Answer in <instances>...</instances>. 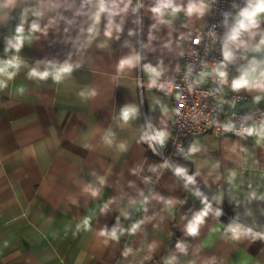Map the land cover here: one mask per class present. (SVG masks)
Masks as SVG:
<instances>
[{
  "label": "crops",
  "instance_id": "obj_1",
  "mask_svg": "<svg viewBox=\"0 0 264 264\" xmlns=\"http://www.w3.org/2000/svg\"><path fill=\"white\" fill-rule=\"evenodd\" d=\"M154 2L132 0L127 12L114 17L121 31L114 27L111 38L104 36L107 19L102 17L99 36L80 51L64 43L62 31L25 45L21 55L29 66L36 60L63 61L72 52V60L82 67L59 85L29 80L22 68L0 91V264H165L173 256L176 264H264V242L233 241L224 231L234 219L264 231V201L246 200L249 182L264 192V147L257 146L255 138L205 134L191 142L198 143L199 152L171 154L168 167L139 142L145 117L171 133V101L164 92L178 73L188 41L206 27L209 16V9L200 19L180 13L170 25L159 24L149 11ZM26 3L0 6V56L4 38L14 33ZM137 4L143 7L133 12ZM78 26L86 27L87 18L80 17ZM136 54L140 64L117 73L119 59ZM241 63L229 66L233 76ZM145 64L163 68L159 82L166 85L164 90L148 89ZM86 87L97 94L82 100L77 93ZM255 94H250L248 107L264 105V100L253 103ZM125 104L137 106L139 115L122 125L119 111ZM161 105L168 109L166 115ZM109 128L115 133L111 146L102 140ZM121 142L126 151L119 150ZM175 167L186 168L189 175L199 171L196 183L185 187ZM231 171L237 173L236 188L228 183ZM87 183L100 188L99 198L82 191ZM220 194L223 200L217 203L214 197ZM203 197L212 211L193 238L184 227L203 207ZM112 198L110 211L100 215L99 208ZM168 200L173 203L168 205ZM216 209L223 214L217 217ZM86 215L93 217L96 230L111 227L117 216L126 229L143 223L134 235L125 232L118 243L105 247L95 232H77ZM177 242L187 245V255L175 247ZM126 248L132 254L125 258Z\"/></svg>",
  "mask_w": 264,
  "mask_h": 264
},
{
  "label": "clouds",
  "instance_id": "obj_2",
  "mask_svg": "<svg viewBox=\"0 0 264 264\" xmlns=\"http://www.w3.org/2000/svg\"><path fill=\"white\" fill-rule=\"evenodd\" d=\"M132 0H27V3L22 8L20 23L16 25L14 33L4 38L3 55L0 56V91L7 89L9 82L14 81L19 75L22 68H26V78L38 82H48L59 85L66 79L73 76V73L82 67L80 62L72 60V52H69L67 58L63 61L57 59L36 60L33 65L29 66L27 61L21 55L25 45H31L33 40H39L41 37L47 38L49 33H60L66 35L64 43H70L77 51L89 46L96 37L99 36V25L102 17L107 19L105 25L104 36L111 38L113 28L117 32L121 31L119 24L114 23V17L120 13L127 12ZM16 3V0H4L2 7H9ZM123 4V7L120 5ZM142 4H137L132 9L136 12ZM233 7H236L235 5ZM209 8L207 0H187L177 2V0H155L149 11L153 14V18L159 24H171L172 19L178 14L183 13L186 17L197 19L202 18ZM71 13V15H67ZM231 16V22L229 17ZM80 17L87 18V26H78ZM223 26L225 32L220 37L221 44V59L213 63L210 67L204 64L201 70L193 76V65H188L187 72L184 75L185 81L191 79L188 83V91L192 92L200 85L211 79L216 85L214 93L219 99L223 94L224 89L228 88L233 93L241 91L249 94L256 93L253 96V103L259 105L261 100H264V0H244L242 7L238 8L235 14L224 13ZM156 27V25H153ZM75 29V35L71 32ZM131 35V32L129 33ZM215 39V33H210ZM153 37L150 36V39ZM194 43H200L198 36ZM104 47V44H100ZM141 61L139 54L122 57L116 65L117 73H124L126 70L136 68ZM239 61H244L236 67V75L230 78L229 66L237 65ZM143 70L148 74V89L157 88L164 90L166 85L160 83V78L163 75V68L160 66L153 67L150 64H145ZM168 91H172L173 85H167ZM22 92L23 89H20ZM94 88L86 87L81 89L77 95L82 100H88L96 96ZM213 95L212 92L207 93ZM179 98V97H178ZM224 103L223 99L219 100ZM159 103V101H157ZM234 103V102H233ZM184 104H179L175 109L176 115H180L179 109L184 108ZM162 112L166 115L168 109L161 105ZM258 116L247 114L243 116L237 124L229 119L226 122L217 123V128L224 133H232L241 138H255V144L264 147V110L257 109ZM139 115V108L135 105L125 104L120 108L119 120L122 125H127L129 121L134 120ZM164 124V121H161ZM170 133L166 127H157L151 122H148L140 133L139 142L147 144L153 152L156 151L155 145L163 147L169 139ZM115 133L109 128L104 137L103 143L111 146L114 143ZM88 146L85 145V148ZM119 150L126 151V145L120 143ZM200 151L198 143H192L188 148V154H195ZM242 151H247L242 149ZM165 162L162 167H168ZM215 167H219L217 163ZM153 171L155 169H152ZM176 176L183 178L185 187L196 183V176L200 173L197 171L194 175H189L188 170L184 167H175L173 169ZM95 175V173H93ZM237 173L231 171L228 176V183L236 188L234 184ZM99 184L104 185L105 180L100 177ZM246 200L264 201V192H258L253 188L252 183L247 185ZM82 191L89 194L92 198H99L101 191L99 187L92 183H87ZM143 195V193H141ZM197 196H202V193L197 190ZM217 203L222 202L223 194L216 197ZM234 199V198H233ZM114 202V198L109 199L99 208V214L105 215L110 211L109 205ZM135 203V201H131ZM148 197H144L142 203H147ZM73 203H76L74 200ZM171 205L173 201L166 202ZM203 207L194 212L191 219L188 220L184 227L185 234L190 237H197L200 234L201 226L205 223L206 217L212 211V205L207 197L201 200ZM239 203V201H237ZM222 210L216 209L215 215L221 216ZM246 214L251 215L250 211ZM121 215L127 219V213L121 212ZM143 221H138L126 229L120 224V216L116 217L115 223L108 227L107 224L101 226L98 230L93 228V217L85 216L80 223L76 225L77 232L83 230L85 232H95L102 238L105 247L110 242H119L122 235L127 232L129 235H134L141 227ZM225 233L230 236L233 241L241 242L245 239H250L252 242L257 240L264 242V231H254L253 227L246 226L243 223H238L236 220L230 221L225 226ZM175 247L180 253L187 255V245L182 242H177ZM132 254L131 248H126L122 255L126 258ZM176 257L173 256L165 261V264H176ZM189 264H195L194 261Z\"/></svg>",
  "mask_w": 264,
  "mask_h": 264
},
{
  "label": "built area",
  "instance_id": "obj_3",
  "mask_svg": "<svg viewBox=\"0 0 264 264\" xmlns=\"http://www.w3.org/2000/svg\"><path fill=\"white\" fill-rule=\"evenodd\" d=\"M207 2L209 4L207 25L188 41L178 73L171 82L173 89L169 92L167 88L164 92L171 101V133L169 139L163 147L155 145V152L147 144L143 143L149 155L159 159L163 164L167 162L169 165V156L171 154L186 157L191 142L195 138L205 134L214 133L217 135L234 136L244 141L252 139L241 138L232 133H224L217 128L216 122L223 123L231 119L239 124L243 116L250 113L258 116L257 109L264 110V105L248 107L247 103L249 102L250 94L244 91L233 93L230 89L225 88L223 94L218 99L217 94L214 93L216 85L211 79L192 92L188 91V83H191V79L188 81L184 79L188 65H193V76H195L204 64L210 67L222 58L220 37L225 32L223 26L224 13L234 15L238 11V8L244 4L242 0H207ZM234 5L236 7H233ZM229 21L231 22V16L229 17ZM210 33H215V39ZM198 36L200 37V43L196 44L194 41ZM229 73L231 78L233 75L230 70ZM210 92L213 95L207 94ZM220 99H223L224 103H220ZM181 103L185 106L179 109L180 115H176L174 110ZM148 122L157 126L145 117L144 127Z\"/></svg>",
  "mask_w": 264,
  "mask_h": 264
}]
</instances>
